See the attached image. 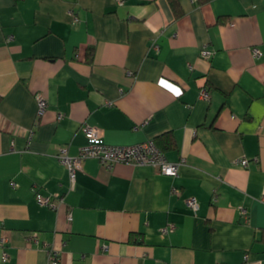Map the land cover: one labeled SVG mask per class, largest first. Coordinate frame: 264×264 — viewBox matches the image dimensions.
I'll return each instance as SVG.
<instances>
[{
  "label": "crops",
  "instance_id": "crops-1",
  "mask_svg": "<svg viewBox=\"0 0 264 264\" xmlns=\"http://www.w3.org/2000/svg\"><path fill=\"white\" fill-rule=\"evenodd\" d=\"M175 2L0 0V264H264V0ZM146 139L175 177L56 158Z\"/></svg>",
  "mask_w": 264,
  "mask_h": 264
},
{
  "label": "built area",
  "instance_id": "built-area-1",
  "mask_svg": "<svg viewBox=\"0 0 264 264\" xmlns=\"http://www.w3.org/2000/svg\"><path fill=\"white\" fill-rule=\"evenodd\" d=\"M69 14L72 17L73 22L78 20V17L75 15L72 9L69 10ZM10 36L9 38H11ZM252 54L255 57L260 55V50L258 47H253ZM212 54V51L203 48L201 50V55L205 57H209ZM122 91V90H121ZM199 97L202 99H208L209 91L206 87H202L199 91ZM36 103H37V113H36V123L39 121L40 117L44 114L47 106V101L43 97L42 94L36 95ZM62 118V114H58V119ZM83 130L86 135L89 137H97L98 129L96 127H91L87 124L83 126ZM57 160L67 168L69 179L71 182L75 180L76 172L81 169L82 162L88 158H96L99 160L101 164L106 167L111 168L114 164L117 163H127L131 165H151L158 169V171L164 175H168L171 177H175L178 174V170L180 165L183 163V160L180 161H170L166 158L164 151L159 148L153 139H146L141 142L133 143L130 145H113L107 143H90L86 145H82L78 148V152L75 155H71L68 152L67 145H62L59 147L56 153ZM257 161V157L254 158ZM237 164L242 165L243 167L248 166L249 159L247 157H241L236 161ZM173 192L178 193L177 188H173ZM36 201L45 205L52 210H56L62 198L58 200V198H54L51 195H42L35 194ZM215 197H213V201ZM187 205L192 211H196L198 207V202L195 197H190L186 200ZM244 213L245 210H242ZM174 227L173 223H169L166 227L162 229L163 232H166L168 229H172ZM6 237L2 236L0 239L1 247H5L6 245ZM27 243L30 244H38L39 239L36 233H30L26 237ZM46 247V251L48 254V263L49 264H59L60 263V255L57 250L52 247ZM247 256V255H246ZM8 258L7 251L3 249L2 251V260L5 261ZM219 264V263H217Z\"/></svg>",
  "mask_w": 264,
  "mask_h": 264
},
{
  "label": "trees",
  "instance_id": "trees-1",
  "mask_svg": "<svg viewBox=\"0 0 264 264\" xmlns=\"http://www.w3.org/2000/svg\"><path fill=\"white\" fill-rule=\"evenodd\" d=\"M171 4H172L173 8L175 9L176 15H180V10L179 9H176L177 6H176L175 0H171ZM172 143H173V138H172V136L169 135L168 136V145H171ZM156 145L158 146V144H156ZM158 147L161 148L160 146H158Z\"/></svg>",
  "mask_w": 264,
  "mask_h": 264
}]
</instances>
